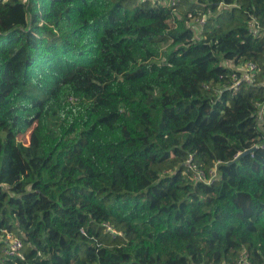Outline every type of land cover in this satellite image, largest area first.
<instances>
[{
  "label": "trees",
  "instance_id": "16d2710c",
  "mask_svg": "<svg viewBox=\"0 0 264 264\" xmlns=\"http://www.w3.org/2000/svg\"><path fill=\"white\" fill-rule=\"evenodd\" d=\"M259 105L264 0H0V264H264Z\"/></svg>",
  "mask_w": 264,
  "mask_h": 264
},
{
  "label": "built area",
  "instance_id": "2783aa9c",
  "mask_svg": "<svg viewBox=\"0 0 264 264\" xmlns=\"http://www.w3.org/2000/svg\"><path fill=\"white\" fill-rule=\"evenodd\" d=\"M151 1L154 2L155 4L159 3V4H162L164 6H169V5L174 6L178 2H180L181 0H151ZM206 20H207L206 17L199 19L197 21V25H195L194 27H197L199 29L202 28L204 26ZM249 28H250V32L253 35L256 36L259 34L260 27L254 18L250 22ZM228 67L233 68L234 71L236 72V75L233 76L234 87H237L238 84L242 81H245L246 83L253 85L255 83L257 75L259 73L258 66L256 64H253V63H246V64H242L240 66L228 64ZM258 116L261 120L264 119V105L258 106ZM216 175L217 174L214 171V176H216ZM197 178L202 179L203 175L198 173ZM5 241L7 242V247L5 249V255L6 256L23 258V255L21 253V250L23 248V242L20 239L16 238L15 236H13L11 234H8L5 237ZM237 264H251V262L248 259V255L246 254V252H243L241 254Z\"/></svg>",
  "mask_w": 264,
  "mask_h": 264
},
{
  "label": "rangeland",
  "instance_id": "374dc122",
  "mask_svg": "<svg viewBox=\"0 0 264 264\" xmlns=\"http://www.w3.org/2000/svg\"><path fill=\"white\" fill-rule=\"evenodd\" d=\"M21 142L24 143V144H28V142H29V136L24 137V138H21Z\"/></svg>",
  "mask_w": 264,
  "mask_h": 264
},
{
  "label": "water",
  "instance_id": "95a60500",
  "mask_svg": "<svg viewBox=\"0 0 264 264\" xmlns=\"http://www.w3.org/2000/svg\"><path fill=\"white\" fill-rule=\"evenodd\" d=\"M254 150H255L254 148H253V149H250V150L246 151L245 153H243V155L250 154V153H252ZM241 156H242V155H241Z\"/></svg>",
  "mask_w": 264,
  "mask_h": 264
}]
</instances>
